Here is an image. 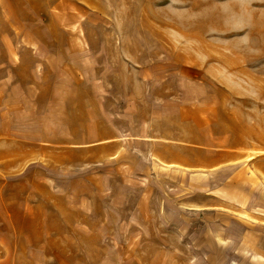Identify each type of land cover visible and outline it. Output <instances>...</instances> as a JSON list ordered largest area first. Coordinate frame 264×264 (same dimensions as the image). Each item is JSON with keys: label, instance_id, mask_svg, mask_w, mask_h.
Returning <instances> with one entry per match:
<instances>
[{"label": "rangeland", "instance_id": "374dc122", "mask_svg": "<svg viewBox=\"0 0 264 264\" xmlns=\"http://www.w3.org/2000/svg\"><path fill=\"white\" fill-rule=\"evenodd\" d=\"M0 264H264V0H0Z\"/></svg>", "mask_w": 264, "mask_h": 264}]
</instances>
